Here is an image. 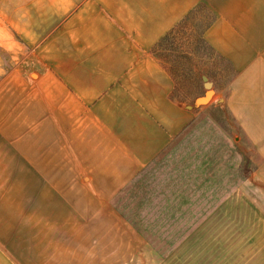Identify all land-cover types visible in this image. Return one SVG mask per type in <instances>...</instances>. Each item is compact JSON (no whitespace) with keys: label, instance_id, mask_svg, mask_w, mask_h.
<instances>
[{"label":"rangeland","instance_id":"obj_1","mask_svg":"<svg viewBox=\"0 0 264 264\" xmlns=\"http://www.w3.org/2000/svg\"><path fill=\"white\" fill-rule=\"evenodd\" d=\"M93 5L36 41L14 32L0 13L1 244L7 242V252L13 244L18 264H228L229 244L236 254L264 256V158L224 105L230 68L201 40L205 10L158 50L175 77L170 96L194 115L188 134L113 188L100 211L93 205L85 219L73 212L95 195L90 180L124 182L132 175L83 169L84 144L71 129L77 119L86 108L96 118V103L103 112L117 110L126 116L127 138L129 115L150 105L138 104V96L158 94L148 77L140 81L148 45L106 4ZM203 75L219 87L196 106L206 91ZM113 137L106 130L98 138L107 148ZM217 209L219 219L202 228Z\"/></svg>","mask_w":264,"mask_h":264},{"label":"crops","instance_id":"obj_2","mask_svg":"<svg viewBox=\"0 0 264 264\" xmlns=\"http://www.w3.org/2000/svg\"><path fill=\"white\" fill-rule=\"evenodd\" d=\"M98 1L102 7L106 4V11H112L118 23L124 22L133 31L134 39L148 45V50L143 51L146 56L144 63L139 64V70H142L141 67L144 70L139 72L140 81L142 77H148V87H156L158 94L148 96L147 101H141L140 96L138 100L135 99L138 104L149 102L150 105L144 114L138 115L135 111L129 115L131 123L127 120V138L126 116L117 110L109 114L96 109V103L93 111L96 118L93 119L86 108L85 117L77 119L75 127L71 129H75L78 141L84 144L83 169H91L95 174L108 170L114 174L127 172L132 175L124 178V182L116 180L110 183V179L105 184L98 183L100 180L96 183L92 180L87 182L88 189L93 193L95 189V195L87 196L85 203L88 206L81 207L80 213L73 210L75 214H79L82 219L89 218L88 211L93 209V205H97L96 210L100 211L102 205L108 203L117 191H113V188L126 184L133 173L146 166L190 124L194 116L192 111L184 108L169 94L168 87H174L175 77L167 66L168 61L158 50L159 47L167 50L165 45L173 44V36L183 31L187 22L204 10L210 17L203 24L201 40L230 68V76L222 86L227 87L224 105L251 149L264 158V0H0V13L14 32L23 38L36 37V41L47 35L49 29L76 21L80 11H91L96 7L93 3ZM164 38L167 39L163 41ZM203 77L204 87L207 81L212 83V87H219L216 80L207 75ZM100 101L103 103V99ZM106 130L116 135L107 148L103 140L98 138ZM113 159L115 161L112 163ZM233 198L230 195L226 200L229 202ZM218 210L206 218L202 228L219 219L218 215L222 214ZM249 214L252 217L249 218V224L254 228L257 224L254 222V212ZM197 231L201 232V227ZM4 241L0 238V264H18L12 254L13 244H8L7 252V242L4 246L1 244ZM231 248L229 244L228 251L231 254L228 264H264L263 255L252 256L253 251L249 249L244 252L246 254L238 251L236 254Z\"/></svg>","mask_w":264,"mask_h":264},{"label":"water","instance_id":"obj_3","mask_svg":"<svg viewBox=\"0 0 264 264\" xmlns=\"http://www.w3.org/2000/svg\"><path fill=\"white\" fill-rule=\"evenodd\" d=\"M205 86H206L205 87L206 88L205 93L203 95L198 96L195 99L194 105H196V106L204 105V104H207L210 101V99H211V97H212V95L214 94L215 91H214V89L212 87V83L211 82L207 81L205 83ZM194 105H192L190 107H193Z\"/></svg>","mask_w":264,"mask_h":264},{"label":"trees","instance_id":"obj_4","mask_svg":"<svg viewBox=\"0 0 264 264\" xmlns=\"http://www.w3.org/2000/svg\"><path fill=\"white\" fill-rule=\"evenodd\" d=\"M167 38H164L163 39V41H165ZM163 41L161 42V43H163ZM201 121H203V120H201ZM200 122H198V124H199ZM190 125H188L185 129H183V131L179 134V138H178V141H181L184 137H185V135H187L188 134V132H186V130L188 129V127H189ZM186 132V133H185ZM184 133V134H183ZM163 151V150H162ZM208 196H213V194H214V190L213 189H210V190H208Z\"/></svg>","mask_w":264,"mask_h":264}]
</instances>
